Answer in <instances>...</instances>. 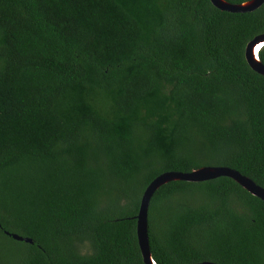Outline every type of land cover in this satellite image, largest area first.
<instances>
[{
	"label": "trees",
	"instance_id": "1",
	"mask_svg": "<svg viewBox=\"0 0 264 264\" xmlns=\"http://www.w3.org/2000/svg\"><path fill=\"white\" fill-rule=\"evenodd\" d=\"M261 34L264 4L0 0V264H144L136 217L163 173L264 189ZM148 232L156 264H264V202L229 178L160 187Z\"/></svg>",
	"mask_w": 264,
	"mask_h": 264
},
{
	"label": "water",
	"instance_id": "2",
	"mask_svg": "<svg viewBox=\"0 0 264 264\" xmlns=\"http://www.w3.org/2000/svg\"><path fill=\"white\" fill-rule=\"evenodd\" d=\"M211 4L218 10L233 14L252 13L260 9L264 0H249L241 4H230L224 0H210ZM264 49V34L253 38L245 48V59L249 67L257 74L264 77V64L260 61L259 53ZM229 178L238 184L242 189L248 192L253 197H256L264 202V189L256 185L249 178L241 175L235 170L226 167H201L189 173L167 172L156 177L145 189L141 201L139 211L136 217V236L139 250L144 264H156L154 261L149 243L148 232V212L150 202L156 191L175 181H183L189 183H200L218 178ZM8 235V234H6ZM12 238L17 241L32 243L31 240L12 235ZM196 264H213L202 262Z\"/></svg>",
	"mask_w": 264,
	"mask_h": 264
}]
</instances>
